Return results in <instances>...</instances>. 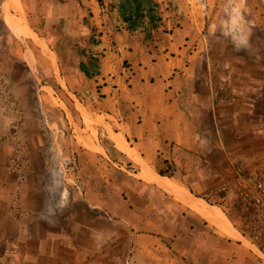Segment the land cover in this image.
I'll list each match as a JSON object with an SVG mask.
<instances>
[{
    "label": "crops",
    "instance_id": "obj_1",
    "mask_svg": "<svg viewBox=\"0 0 264 264\" xmlns=\"http://www.w3.org/2000/svg\"><path fill=\"white\" fill-rule=\"evenodd\" d=\"M206 1L208 17L198 0H151L155 24L144 15L130 30L120 18L119 0H91L88 7L82 0L81 27L73 37L78 42L76 54L56 68L69 95L64 106L72 118L79 115L85 131L79 146L84 153L100 147L103 153L96 152L110 161L112 151L114 164L130 174L131 196L138 200V192L142 194L144 203L137 207L170 221L171 228L164 224L161 232L162 238L167 236V247L177 244L180 250L187 242L183 230L192 224L196 242L210 243L209 254L198 258L203 262L264 264L237 221L221 211L231 226L216 208L193 197L211 191L217 180L229 179L238 163L264 171L263 102L257 105L264 101V64L259 65L263 72L257 78L246 74L232 104L214 101L206 83L213 65L208 52L217 8L224 0ZM49 13L50 7L40 0L24 19L38 35L46 22L53 21ZM10 15L8 25L19 20ZM79 34L82 41H77ZM101 136L110 142L109 152L100 144ZM164 161L173 167V176L158 173L157 168H165ZM155 192L165 202L154 211ZM228 206L238 213L233 204ZM239 234L242 239L228 241ZM226 242L232 253L221 257L218 244ZM243 251L251 255L240 256Z\"/></svg>",
    "mask_w": 264,
    "mask_h": 264
},
{
    "label": "rangeland",
    "instance_id": "obj_2",
    "mask_svg": "<svg viewBox=\"0 0 264 264\" xmlns=\"http://www.w3.org/2000/svg\"><path fill=\"white\" fill-rule=\"evenodd\" d=\"M39 1L0 0V264H211L200 260L210 243L197 244L194 229L183 230L187 242L180 250L177 244H164L162 227L171 228L170 221L137 207L142 203L131 196L130 174L114 164L112 151L109 161L97 153L100 147L85 154L79 146L85 131L79 115L72 118L66 111L69 95L56 68L76 54L73 37L81 27L82 0H45L53 21L45 23L43 35H36L24 17ZM90 1L84 0L85 7ZM261 1L224 0L217 8L208 55L213 64L231 68L233 96L214 100L218 104L236 100L246 74L262 75ZM10 13L20 20L10 22L13 30L7 24ZM82 40L79 34L77 41ZM262 102L261 111L264 101H257ZM99 142L111 149L105 137ZM227 180L219 179L211 191L193 197L215 207L230 224L227 212L244 230L236 202L212 192ZM153 201L155 211L162 198L154 195ZM235 238L242 239L239 234L228 241L235 243ZM226 244H218L221 257L232 253Z\"/></svg>",
    "mask_w": 264,
    "mask_h": 264
},
{
    "label": "built area",
    "instance_id": "obj_3",
    "mask_svg": "<svg viewBox=\"0 0 264 264\" xmlns=\"http://www.w3.org/2000/svg\"><path fill=\"white\" fill-rule=\"evenodd\" d=\"M203 16L208 17L209 5L198 0ZM206 83L216 101L233 100L231 93L232 71L228 64H213ZM220 199L227 201L234 195L239 210L242 233L250 249L264 262V171L250 170L246 165H234L230 178L212 190Z\"/></svg>",
    "mask_w": 264,
    "mask_h": 264
},
{
    "label": "trees",
    "instance_id": "obj_4",
    "mask_svg": "<svg viewBox=\"0 0 264 264\" xmlns=\"http://www.w3.org/2000/svg\"><path fill=\"white\" fill-rule=\"evenodd\" d=\"M97 1L101 2L102 0H97ZM118 10H119V14H120V18H121L122 22H124L130 30L135 29V27L140 22L139 21L140 18L144 15L147 16L149 22H151L152 24L156 20L155 13L153 10V4H152L151 0H119ZM109 151H110V149L107 148V152H109ZM109 155L111 156L110 153H109ZM113 160H117V159L113 158ZM164 163L166 164L165 168L164 169L163 168H157L158 173L161 175L173 176V174H174L173 173V171H174L173 167L171 165L167 164L166 161H164ZM129 166H130V163L127 162L125 165V168L129 169L130 168ZM120 172L122 173V171H120ZM138 193L140 195V196H138V199L142 198V194L140 192H138ZM154 195H158V194L155 192L153 194V196ZM164 202H165V198H162V204L158 203V205L154 204V206H157V208H162L164 205ZM141 203H144V202L141 200ZM190 226H191V229L194 228L192 224ZM208 254H209V252H208ZM203 255H206L205 252L202 253V255H200V257H202ZM196 259H198V257ZM254 260L256 262H259L258 259L254 258Z\"/></svg>",
    "mask_w": 264,
    "mask_h": 264
},
{
    "label": "bare ground",
    "instance_id": "obj_5",
    "mask_svg": "<svg viewBox=\"0 0 264 264\" xmlns=\"http://www.w3.org/2000/svg\"><path fill=\"white\" fill-rule=\"evenodd\" d=\"M22 32H25L24 30H22ZM63 194L64 193H62V197H63ZM205 201V200H204ZM213 207V206H212ZM217 207V206H216ZM215 208V207H214ZM219 208V207H218ZM220 209V208H219ZM220 211H222L221 209H220ZM242 237V236H241Z\"/></svg>",
    "mask_w": 264,
    "mask_h": 264
}]
</instances>
